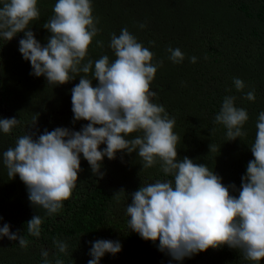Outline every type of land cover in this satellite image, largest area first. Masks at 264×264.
<instances>
[{"label":"trees","instance_id":"trees-1","mask_svg":"<svg viewBox=\"0 0 264 264\" xmlns=\"http://www.w3.org/2000/svg\"><path fill=\"white\" fill-rule=\"evenodd\" d=\"M5 2L0 0V7ZM56 2L37 0L40 19L30 25V30L42 46L51 35L43 24L54 14ZM91 4L99 32L84 62L103 55L114 60L110 37L113 33L118 36L126 27L154 54L153 63L163 62L150 87L157 93L153 102L163 105L176 121L173 131L180 137L178 159L188 157L206 164L225 186L235 184L239 190L247 164L254 159L250 147L259 114L264 112V0H91ZM141 24L146 26L141 28ZM17 36L23 39L24 33ZM97 41L103 42L102 48ZM169 47L184 53L182 63L169 59ZM192 56L197 58L195 64L189 60ZM32 72L30 62L19 50L0 38V119L19 120L10 133L0 131V228L8 224L11 233L29 241L27 248H20L18 240L0 238V264H43L42 249L49 251V264L57 259L64 264H88L92 243L97 240H118L122 246L115 255L105 253L99 264H256L245 260L240 250L227 246L177 261L159 250V241H146L131 231L126 214L131 194L144 183L172 178L160 171L159 163L143 169V161L135 152H118L114 160L104 157L102 179L93 174L81 154L77 187L63 209L49 216L33 206L19 176L8 177L3 153L27 131L37 139L45 130L58 127L80 131L88 122L75 121L72 112L71 91L79 77L53 86ZM234 78L244 81L242 92L235 89ZM92 83L95 87L98 81ZM253 89L255 101L244 99ZM225 96L236 97L235 106L245 109L249 117L242 129L247 135L234 141L228 140L223 125L214 123ZM210 144L216 151L210 152ZM104 148L106 145L100 146ZM120 190L126 194L117 201L113 196ZM35 215L43 219L39 238L27 233V222ZM58 240L68 245L66 254L55 247ZM259 264H264V259Z\"/></svg>","mask_w":264,"mask_h":264},{"label":"clouds","instance_id":"clouds-1","mask_svg":"<svg viewBox=\"0 0 264 264\" xmlns=\"http://www.w3.org/2000/svg\"><path fill=\"white\" fill-rule=\"evenodd\" d=\"M53 12L43 24L51 35L42 46L30 30V25L40 19L37 0H6L0 7V38L9 42L24 33L19 52L30 62L31 74L45 77L48 85H64L79 77L71 91L72 112L75 121L88 123L80 131L58 127L45 130L37 139L28 131L18 137L15 146L3 153L8 177L19 176L31 204L52 216L63 209L77 187L81 154L93 174L102 179L104 157L114 160L118 152H135L143 161V169L159 163L160 171L172 178L144 183L131 194L132 203L126 207L131 231L146 241H159V250L177 261L227 246L240 250L245 260L259 264L264 259V112L258 117L250 147L254 159L241 177V188L225 186L206 164L188 157L178 159L180 137L173 131L176 121L163 105L153 102L157 93L150 87L163 62L153 63L154 54L126 27L118 36L113 33L110 37L114 60L103 55L84 62L99 32L91 0H57ZM97 46L102 48L103 42L97 41ZM167 51L174 64L184 61L179 48L169 47ZM189 60L197 62L195 56ZM93 80L98 81L95 87ZM233 83L237 91L244 90L243 80L234 78ZM244 99L254 102V89ZM235 101L236 97L225 96L214 118V123L226 128L229 141L247 135L242 129L248 113L237 108ZM18 124L15 117L0 119V131L8 134ZM101 145L106 148L101 150ZM209 149L216 151L212 144ZM124 194L120 190L113 199L119 201ZM42 223L41 216H33L27 222V233L39 238ZM2 237L18 240L20 248L29 244L24 236L11 233L8 224L0 228ZM54 243L59 253H67L65 242ZM121 248L118 240H97L92 243L88 264H99L105 253L115 255ZM41 256L43 264H49V251L42 249ZM55 264L64 262L57 259Z\"/></svg>","mask_w":264,"mask_h":264},{"label":"rangeland","instance_id":"rangeland-1","mask_svg":"<svg viewBox=\"0 0 264 264\" xmlns=\"http://www.w3.org/2000/svg\"><path fill=\"white\" fill-rule=\"evenodd\" d=\"M19 40L20 38L18 36H16L15 38H13L10 42L19 50Z\"/></svg>","mask_w":264,"mask_h":264}]
</instances>
